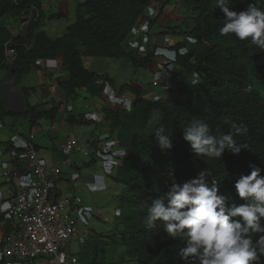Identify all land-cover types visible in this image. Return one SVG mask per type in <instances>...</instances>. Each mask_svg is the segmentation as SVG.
Masks as SVG:
<instances>
[{"label":"trees","instance_id":"1","mask_svg":"<svg viewBox=\"0 0 264 264\" xmlns=\"http://www.w3.org/2000/svg\"><path fill=\"white\" fill-rule=\"evenodd\" d=\"M173 1L179 3L186 15L181 25L171 28L176 40L168 49L187 48L188 54L177 55L164 97L151 100L136 86L125 84L118 93L130 96L131 111H113L106 105L99 109L109 134L117 138L122 150L120 163L111 177L122 187L115 209L117 225L112 234L117 244L124 247L125 255L136 264H185L179 254L185 241L169 237L160 222L152 228L145 223L151 201L166 194L173 182L183 184L207 171L206 181L209 185L217 181L219 194L227 197V206H239L244 203L234 188L239 176L249 174L252 165L261 168L264 175V51L234 35H221L224 15L216 7V0H84L75 5L74 22L55 39L40 31L43 0H0V70L19 85L21 78L38 68L40 62L59 60L66 75L58 81L64 98L75 99L79 91H86L103 103L105 88L95 82L105 81L111 87L113 79L87 69L84 59H125L137 69L157 63L154 53H140L138 47L128 44L129 33L146 8H154L158 13L152 26ZM253 2L231 0L228 6L239 13ZM255 2L264 9V0ZM24 16L31 21L22 34H13L1 22L6 18L17 23ZM7 42L16 55L12 64L4 67ZM193 73H198L199 78L195 86L191 83ZM33 90L21 87L24 110L17 116L27 120L30 127L42 119L54 121L57 107L45 110L29 104ZM157 113L158 118L149 125V119ZM9 115L0 101V120ZM193 117L208 123L213 134H217V129L227 133L230 123L246 126L247 135L236 137L246 147L238 155L225 150L220 159L194 155L182 132ZM66 123L91 124L82 115H68ZM161 126L171 135L170 149H161L155 141V131ZM0 146L4 153L20 151L12 141ZM93 162L91 159L85 165ZM170 171L174 177H169ZM0 223L7 234V222L1 216ZM260 235L264 234H257L254 239ZM89 264L100 263L93 260ZM260 264H264V257Z\"/></svg>","mask_w":264,"mask_h":264},{"label":"built area","instance_id":"2","mask_svg":"<svg viewBox=\"0 0 264 264\" xmlns=\"http://www.w3.org/2000/svg\"><path fill=\"white\" fill-rule=\"evenodd\" d=\"M46 9L47 5L43 4L41 10ZM157 14L154 8H146L131 28L128 37V44L138 47L140 53L152 52L161 60L167 84L162 86L157 81L150 83L153 91L147 98L151 100L164 97L167 91L170 71L167 70L165 59L157 54L156 49L173 45L174 35L171 28L176 27L161 26L158 21L150 26L156 20ZM38 16L39 13L36 12V18ZM30 21L25 16L17 21L19 34L25 31ZM154 27L156 31L153 30ZM15 55L9 42L5 43L2 65L10 66ZM95 84L103 85L104 88L110 87L105 81H96ZM144 89L140 91L145 96L142 91ZM131 100L125 93H116L105 99V105L113 111L128 112ZM98 113L99 111L95 110L86 112L83 118L91 124L103 123L102 115ZM2 127L3 124L0 123V128ZM13 140H17L21 145L16 146ZM9 141L20 148V151L0 153V216L8 223L9 229L0 239V264H35L37 259H44L46 264H80L75 255L67 252L68 242H85L84 237L79 239V227L89 225V219L96 214L95 209L82 201L77 189L69 191L61 198L58 197L56 181L62 168L69 163V158L75 154H80L87 162L93 159L91 165L98 166L90 186L96 184L97 178L113 175L122 157L117 138L108 134L103 138L90 136L80 140L74 135H69L58 149L59 158L56 162H50L44 157L49 151L36 148L33 134L20 136L13 133ZM109 237L117 243L112 232Z\"/></svg>","mask_w":264,"mask_h":264},{"label":"clouds","instance_id":"3","mask_svg":"<svg viewBox=\"0 0 264 264\" xmlns=\"http://www.w3.org/2000/svg\"><path fill=\"white\" fill-rule=\"evenodd\" d=\"M231 0H216L223 15L221 35H234L264 51V9L254 2L239 13L229 10ZM165 59L167 70L175 69L177 55H187V48L156 49ZM192 85L199 83L198 73H193ZM131 111V104L128 105ZM157 113L148 124L158 118ZM229 123V121H225ZM183 138L196 156L220 159L225 150L238 155L246 146L236 137L246 136L244 125L230 123V130L213 134L210 126L200 117L193 119L182 130ZM155 141L161 149L172 147L171 135L161 126L155 131ZM249 174H241L234 184L244 203L227 206V197L219 194L217 181H206L209 172L202 171L196 178L183 184L172 183L168 192L158 195L147 207L145 223L149 228L157 222L173 239H183L185 246L180 257L185 264H260L264 257V175L261 168L250 166ZM174 177V172L168 173ZM158 192L159 189L157 188ZM239 217L240 219H233Z\"/></svg>","mask_w":264,"mask_h":264},{"label":"crops","instance_id":"4","mask_svg":"<svg viewBox=\"0 0 264 264\" xmlns=\"http://www.w3.org/2000/svg\"><path fill=\"white\" fill-rule=\"evenodd\" d=\"M176 4L177 5L174 7H171V5H169L165 8L163 14L165 13L167 14L164 15L165 18L162 21L164 22V24L159 23L161 26L181 25L186 15V12L180 7L179 3ZM167 18H172L170 21L171 24L168 25L166 24L168 22ZM94 60L95 59H93L91 62H94ZM154 64L155 65L148 66V67L152 66L150 67V71L152 72L150 83H153V81H157L159 85L166 86L167 77L165 76V73L161 68L162 63L160 58H158L157 63ZM89 70L96 72L95 70H91V69ZM102 74H106V73H102ZM65 77H66L65 72L61 69L59 60H52L51 62H46V61L40 62L38 64V68L31 70L28 74L24 75L21 78V82L19 85H15V83L12 81V79L8 76V74L5 71L0 72V101L3 103L5 110L10 114L9 116H5L2 120H0V123L3 124V127L0 128V143L9 141V138L13 133H17L20 136H27L29 134H33L34 145L36 146V148L40 151H42L43 149L49 151L47 154L45 153L44 157L48 159L50 162L51 161L56 162V160L59 158L58 149L62 144V142L65 140V138L68 137L69 135H74L78 139L83 140L90 136L103 138L109 134L108 128L105 126L104 122L100 124H89L83 126H71L66 123V117L68 115H73L77 117L80 115L83 116L86 112H91L94 110L99 111L101 105H105V102L103 103L102 100L100 99L92 98L86 91H79L75 99L64 98L63 93L58 87V81L64 80ZM21 87L34 89L33 90L34 92L32 94H36L37 97L39 98V103L35 104L36 106H38V109L48 110L50 108L57 107L58 116L56 117V119L54 121L42 119L45 122L40 120L32 127H30L29 125L28 133L20 129H13L12 126L14 124L12 122L10 123L11 126L7 124L6 120L8 118L11 119L24 110V101L21 95ZM112 88H114V82H113V86L104 89L103 97L105 99L110 95L118 93V91L116 90L114 91L112 90ZM137 88H139V90L143 89L141 85L140 87ZM105 91H107V93H105ZM142 91L143 93H145L146 97H149L152 94L151 92H148L145 89ZM160 93L161 92L158 90V94ZM29 97H28V102H29ZM69 101H73V102L70 103ZM29 104L33 105L30 102ZM57 130H60V138H58L56 142L57 145L53 143L52 149L42 148L39 145H37V143L35 142L36 133L45 131L47 132L48 135L49 134L52 135V133L55 135L56 134L55 131ZM2 152L4 153V149L2 146H0V153ZM76 156H78V154L72 155L69 158V163L66 165V167L62 168L61 175L56 181L57 182L56 195L61 198L69 191L72 192V191H76L77 189L79 191V196L81 197L82 201L86 204H89L88 194L90 193L86 191L87 189L85 187H90L91 181L93 180L92 176L98 171V166L96 164L94 166L85 165L87 161L84 160H82L81 165H78L77 164L78 158ZM110 177H112V175ZM81 189L83 191H81ZM92 218L99 220L100 216L99 214H95ZM0 225L2 226V223H0ZM1 226H0V239L4 234ZM6 229H8V223ZM110 231H114V230H110ZM89 232L90 233H87L85 229L79 230L78 233L79 236L85 238V242L83 244H79V246H83L87 242L88 238H90L91 231ZM71 241H75V240H70L68 242V247ZM112 243L114 242L112 241ZM43 262L44 259L36 260L37 264H43ZM99 263L102 264L101 262Z\"/></svg>","mask_w":264,"mask_h":264},{"label":"rangeland","instance_id":"5","mask_svg":"<svg viewBox=\"0 0 264 264\" xmlns=\"http://www.w3.org/2000/svg\"><path fill=\"white\" fill-rule=\"evenodd\" d=\"M83 1L84 0H43V4L47 5V9L44 12V20L40 27V31L44 32L52 39L60 37L65 28L75 20V5ZM176 5L175 1L171 3V7ZM166 14L167 13L158 17V24H164L162 21ZM56 15H62V17L57 18ZM167 19L168 22L166 24H171L170 21L172 18ZM1 22L5 23L13 34L18 33L17 25L14 20L2 18ZM153 30L156 31V27H154ZM175 40L176 37H173V41ZM93 59H95L94 62H91ZM84 65L87 69L95 70L99 74H108L109 77L113 79L115 89L112 88V90L114 91H118L125 84H132L136 87H140L141 85L148 92L153 91V88L150 85L152 76L150 67L152 66L147 67L146 69H137L130 66L125 59L112 60L108 58H86L84 59ZM151 65L155 64L152 63ZM107 91H105V93H107ZM29 102L35 105L39 103V98L36 94L31 93ZM69 102L72 103L73 101ZM42 121L45 122L44 120ZM6 122L10 126V123L12 122L14 124L12 126L13 129H20L26 133L29 132V123L21 116H14L11 119L8 118ZM55 133V135L53 133L52 135H48L45 131L38 132L35 135V142L42 148L52 149L53 143L57 145L56 142L58 138H60V130L55 131ZM13 142H15L16 146H20V143L17 140H13ZM76 157L78 158L77 164L81 165L84 158L80 154ZM85 188L87 189L86 191L90 193L88 194V202L94 207L95 213L99 214L100 221L95 218H90L87 227H79V230L85 229L87 233H90L89 231H91V236L83 246H79L76 241H71L67 249L68 252L76 254L75 256L78 258L80 264H89L93 260L101 262L102 264H136L133 259L125 255L124 247L117 243H112V240L109 237V233L112 232L110 230H114L117 225L115 209L118 205L117 197L122 191L121 185L115 183L109 176L107 178H97L94 186ZM81 191L83 190L81 189ZM82 238V236H79V239ZM115 240H117V238ZM43 264H46L45 260Z\"/></svg>","mask_w":264,"mask_h":264},{"label":"water","instance_id":"6","mask_svg":"<svg viewBox=\"0 0 264 264\" xmlns=\"http://www.w3.org/2000/svg\"><path fill=\"white\" fill-rule=\"evenodd\" d=\"M9 1V0H8Z\"/></svg>","mask_w":264,"mask_h":264}]
</instances>
